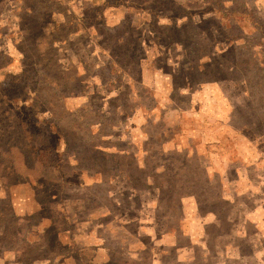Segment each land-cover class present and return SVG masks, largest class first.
Instances as JSON below:
<instances>
[{
  "label": "rangeland",
  "instance_id": "374dc122",
  "mask_svg": "<svg viewBox=\"0 0 264 264\" xmlns=\"http://www.w3.org/2000/svg\"><path fill=\"white\" fill-rule=\"evenodd\" d=\"M122 22L135 47L108 43L103 28ZM230 50L239 79L217 65ZM0 82L32 131L36 116L63 133L52 143L70 177L36 197L10 186L0 264L95 250L100 264L263 263L264 0H0Z\"/></svg>",
  "mask_w": 264,
  "mask_h": 264
},
{
  "label": "trees",
  "instance_id": "16d2710c",
  "mask_svg": "<svg viewBox=\"0 0 264 264\" xmlns=\"http://www.w3.org/2000/svg\"><path fill=\"white\" fill-rule=\"evenodd\" d=\"M21 14L22 16L20 18H22L24 21H28L29 18L31 19V16L29 15L28 12L27 14L23 12ZM103 31L108 37V43L113 45L114 42L116 41L115 42L116 45L114 46L119 50L121 49L123 45H126L129 41H131L132 42L131 45L135 47L136 44L139 43V40L141 38V34L140 32L137 31L136 26L125 23V22H122L116 26L105 27L103 28ZM64 34L71 35L68 32V30H65ZM115 37H117V39H115ZM159 43H162V42H159ZM46 45L47 47H49L53 45V43L46 42ZM83 47L86 48L85 46ZM133 51L134 49L126 48V51L123 53V55L125 57H130ZM234 53H235V50H230L229 53L225 52L226 55L223 54V59L225 62L223 63L218 62L217 65L220 67H223V65L225 64L224 65L225 67L226 65H229V63H231L233 64V66H235V62L233 60V57L231 56ZM227 58L229 59V62L227 61L228 60ZM225 68L230 70L229 75L231 74V76H234L236 77V79H239L240 77L239 74L234 69H232V67L228 68L227 66ZM19 72L20 70L18 71V73ZM20 75L23 76V74L19 73L18 75L19 79L21 77ZM79 76L77 77L80 78ZM173 78H174L173 80H175L174 84L178 85L177 86L178 89L183 86L184 87L186 86L185 84L177 83V79H175V77ZM1 86H3V84L0 82V218L4 216H8V215L11 217H15L16 215V213L13 210L11 201H10V197H11L10 186L13 183H19L23 187V189H26L27 191L26 193L34 197H36V194L38 192L44 191L43 190L44 188H46L47 191L50 192V189L51 187H53L54 184L59 185V187L62 188L61 191L64 192L63 186L64 185L67 186L70 183L68 180L70 178L69 175L65 174L63 171L65 158H66L64 156L65 152L64 150L62 151L59 150L58 147L52 143L53 134H56L59 136V138H61L60 135H62L63 133H61L60 129H58L57 126L54 128L52 127V130L50 132L44 130L43 127L44 125L47 124V122L44 120L37 119V117L34 115H33L34 121L37 123V129L32 131L31 127L29 126L30 120L21 119V117H19L16 114L15 109L9 106L11 105L10 99L8 98L7 94H5V90L3 88L1 91ZM48 90L50 93H52V96L50 94V96L52 97V100L56 98V94L58 96L60 94L57 91V89L50 88ZM45 91L47 93V89ZM53 92L56 94H53ZM63 97H68V96L65 94V96ZM61 103L62 104L58 105V107L55 106L54 108L55 111H59L60 109L64 110V108L66 109L65 107L66 99L65 98L63 101H61ZM66 113L67 112H62V114H65L63 115L64 117L67 116ZM86 140H89V139H86ZM85 150L86 149H84V151ZM142 171L143 172L139 174H144V171H145L144 166L142 168ZM140 178L142 179V176H140ZM137 180L138 179H136V181ZM215 180L218 181V179H215ZM47 197H48L47 198L48 200H51L52 198L51 195H48ZM172 200H169V202H172ZM64 208L65 210H67V206L64 205ZM164 209L166 208L164 207ZM173 212L175 211L172 210V208L170 207L168 209V216H170L169 218H171V214H173ZM17 217H18V221L22 222L23 219L26 220L27 218H30L31 215H26L24 216L25 218L23 219H21L19 216ZM51 220L53 221L52 218ZM0 222L2 223L1 219H0ZM38 225L39 224L32 226L29 229L31 232L33 231L34 233L37 234L38 239L34 243L37 246L43 245L41 248H45V247L48 248L49 247L48 234H47L48 232L42 231L40 229L39 231H36L35 229L38 227ZM58 234L59 233H57L56 235L53 234L54 236L53 239L57 240L56 236ZM27 236H29V231L26 233V236L24 237V239H22L21 246H19L18 244L14 246L15 248L17 247L16 249L19 248L18 250L19 251L21 250L23 252L21 253L23 256L25 255L24 246H26V244L29 245L30 243L29 242L30 239ZM74 249L75 247L71 248L70 251L73 252ZM9 250H13V249L7 248L4 251L7 252ZM101 252H99L98 250H95L93 253L98 254ZM69 255L70 253H66L65 258L63 257L60 259L58 258L59 260L57 264H75L76 262H79L78 264H84V263L100 264L99 262H92L93 261L92 259H89L83 256H81L80 259H76L74 258V256H69ZM196 257L194 258L193 261H195L198 264H205L203 261H199L198 256ZM50 264L52 263L50 262Z\"/></svg>",
  "mask_w": 264,
  "mask_h": 264
},
{
  "label": "crops",
  "instance_id": "0c3cea01",
  "mask_svg": "<svg viewBox=\"0 0 264 264\" xmlns=\"http://www.w3.org/2000/svg\"><path fill=\"white\" fill-rule=\"evenodd\" d=\"M258 213H259V212H257L256 214L259 215ZM261 225H262V221H261V219L258 218L257 221L252 220V230H254L255 232H259V231H261V230H260V229H261V228H260ZM44 231H46V230H44ZM260 234H261V233H260ZM56 237L58 238V237H59V234H58ZM253 241H254V240H252V243H253ZM254 243H257V242H254ZM68 244H69V243H68ZM100 251H102V250H100ZM102 253H105V252L102 251ZM262 256H263V257H262V261H263L262 264H264V254H263ZM105 257H107V256H105ZM90 259H92L93 262H102V261H103L104 263H106L108 258H105V259H103V260H102V259H101V260H98V259H97V255H95V253H94V256H93L92 258H90ZM0 261H1L0 263H4L5 260L0 259Z\"/></svg>",
  "mask_w": 264,
  "mask_h": 264
}]
</instances>
